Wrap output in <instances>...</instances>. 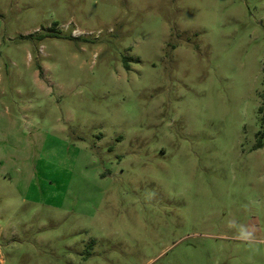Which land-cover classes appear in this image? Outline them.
<instances>
[{
    "label": "rangeland",
    "instance_id": "1",
    "mask_svg": "<svg viewBox=\"0 0 264 264\" xmlns=\"http://www.w3.org/2000/svg\"><path fill=\"white\" fill-rule=\"evenodd\" d=\"M0 264H264V0H0Z\"/></svg>",
    "mask_w": 264,
    "mask_h": 264
},
{
    "label": "trees",
    "instance_id": "2",
    "mask_svg": "<svg viewBox=\"0 0 264 264\" xmlns=\"http://www.w3.org/2000/svg\"><path fill=\"white\" fill-rule=\"evenodd\" d=\"M261 146H262V144L258 145V147H261Z\"/></svg>",
    "mask_w": 264,
    "mask_h": 264
}]
</instances>
